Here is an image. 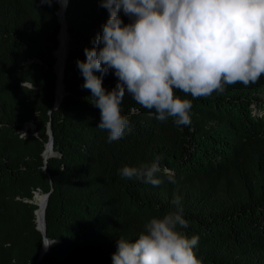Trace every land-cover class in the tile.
Masks as SVG:
<instances>
[{
    "label": "trees",
    "instance_id": "trees-1",
    "mask_svg": "<svg viewBox=\"0 0 264 264\" xmlns=\"http://www.w3.org/2000/svg\"><path fill=\"white\" fill-rule=\"evenodd\" d=\"M56 9L54 0H0V264H113L117 240L138 238L152 218L170 212L188 221L179 231L199 237L202 264H264V75L209 97L177 90L193 104L186 126L157 120L126 94L121 113L131 131L109 143L77 67L109 13L99 0L67 1L65 94L51 110ZM116 82L110 72L103 86ZM48 121L52 154L43 172ZM24 122L35 135L22 131ZM157 155L159 186L118 173ZM38 189L50 191L44 234L55 241L40 259L36 206L28 202Z\"/></svg>",
    "mask_w": 264,
    "mask_h": 264
},
{
    "label": "clouds",
    "instance_id": "clouds-1",
    "mask_svg": "<svg viewBox=\"0 0 264 264\" xmlns=\"http://www.w3.org/2000/svg\"><path fill=\"white\" fill-rule=\"evenodd\" d=\"M51 4L52 0H41ZM109 17L77 61L94 107L100 110L97 128L109 143L131 131L121 113L126 94L156 119L173 118L177 126L190 125L192 98L223 93L237 83L250 86L264 75V0H99ZM128 17L125 23L121 18ZM117 82L107 90L104 77ZM96 73H99L97 75ZM22 88L25 86L22 83ZM35 90L34 84L29 85ZM162 157L139 167L124 166L122 178L159 186ZM169 181L175 180L169 175ZM173 203L178 204L179 200ZM188 221L181 212L152 218L138 238L116 241L113 264H202L195 248L199 237L179 231ZM55 241H45L47 249Z\"/></svg>",
    "mask_w": 264,
    "mask_h": 264
},
{
    "label": "water",
    "instance_id": "water-1",
    "mask_svg": "<svg viewBox=\"0 0 264 264\" xmlns=\"http://www.w3.org/2000/svg\"><path fill=\"white\" fill-rule=\"evenodd\" d=\"M67 1L68 0H57L56 1L57 9L55 11V14L57 16V21L59 23V30L57 33V46L53 50L52 55L55 56L56 52L60 51L59 60H60V78L61 79H62L64 63H65V59H66L67 41H68L67 23H66V19H65V15H64V10H65V7L67 5ZM60 35H62L63 39H64V41L62 43H60V41H59ZM60 46H61V48H60ZM56 64H58V61H54V64H53V71L55 73V76H56V71H55V65ZM56 86H57V81L55 79V82H54V100H53L51 110L55 109L59 105L62 95L65 94V88H64V85L62 84V81H61L59 91H57ZM51 110L48 111V114H50ZM28 129H29L30 134L35 135L34 125L31 122H24L23 126H22V131L26 132ZM46 134H47L48 138L44 144V148H43V151L41 154L42 159H43V166H42L43 172H45V161L48 158V156H50L52 154V135H51V131H50V122L49 121L46 123ZM49 192L41 194V202H42V205H41V221H38L37 216H36V211L33 210V213L35 216L36 229L42 235V244H41L37 259H40L47 250V249H45L43 243L45 241H49V242L52 241V240L48 239L44 234L45 232H44V219H43L44 208L46 206V202H47ZM33 196H32V198H33ZM28 202H32V200H28Z\"/></svg>",
    "mask_w": 264,
    "mask_h": 264
},
{
    "label": "bare ground",
    "instance_id": "bare-ground-1",
    "mask_svg": "<svg viewBox=\"0 0 264 264\" xmlns=\"http://www.w3.org/2000/svg\"><path fill=\"white\" fill-rule=\"evenodd\" d=\"M55 2L57 0H54ZM59 41L60 43H62L64 41L63 39V36L60 35L59 36ZM61 48V46H60ZM55 59L56 61H58V64L55 65V71H56V78H57V86H56V89L57 91H59L60 89V85H61V78H60V51H57L56 54H55ZM32 202L33 204L36 206V216H37V219L38 221H41V205H42V202H41V195H34L33 199H32Z\"/></svg>",
    "mask_w": 264,
    "mask_h": 264
},
{
    "label": "rangeland",
    "instance_id": "rangeland-1",
    "mask_svg": "<svg viewBox=\"0 0 264 264\" xmlns=\"http://www.w3.org/2000/svg\"><path fill=\"white\" fill-rule=\"evenodd\" d=\"M27 132H29V129L26 131V132H24V133H27ZM34 193H36L35 195H41V194H43L44 192H42L41 190H35V192ZM34 195V194H33Z\"/></svg>",
    "mask_w": 264,
    "mask_h": 264
}]
</instances>
